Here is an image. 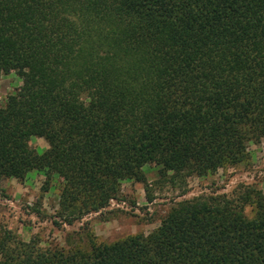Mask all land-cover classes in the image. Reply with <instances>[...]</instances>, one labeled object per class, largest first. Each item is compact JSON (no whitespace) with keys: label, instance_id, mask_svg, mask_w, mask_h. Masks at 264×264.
Here are the masks:
<instances>
[{"label":"trees","instance_id":"16d2710c","mask_svg":"<svg viewBox=\"0 0 264 264\" xmlns=\"http://www.w3.org/2000/svg\"><path fill=\"white\" fill-rule=\"evenodd\" d=\"M10 73L22 83L0 106V181L58 179L72 224L126 181L152 200L149 163L174 184L247 162L264 138V0H0ZM89 240L66 250L1 229L0 264H264V191L183 199L147 234Z\"/></svg>","mask_w":264,"mask_h":264},{"label":"rangeland","instance_id":"374dc122","mask_svg":"<svg viewBox=\"0 0 264 264\" xmlns=\"http://www.w3.org/2000/svg\"><path fill=\"white\" fill-rule=\"evenodd\" d=\"M14 73L0 79V106L6 97L20 85ZM29 144L42 153L47 147L43 138L31 137ZM249 159L234 167L219 169L204 177L192 176L176 183L159 182L157 167L149 163L145 169V184L126 181L118 199L82 220L68 224L57 216L59 207V181L51 178L48 183L43 172L32 170L19 181L5 178L0 181V231L7 229L23 241L36 239L41 246H58L66 250L90 249V236L98 241L113 242L128 235L149 233L155 229L168 210L178 201L204 194L234 195L243 184L253 185L264 191V138L260 143L248 145ZM244 213L251 217L253 211L246 206Z\"/></svg>","mask_w":264,"mask_h":264}]
</instances>
